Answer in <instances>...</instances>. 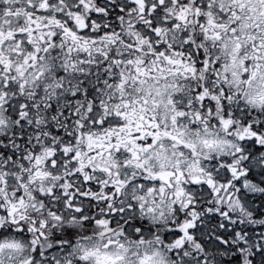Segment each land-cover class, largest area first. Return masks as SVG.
Instances as JSON below:
<instances>
[{"label": "snow or ice", "instance_id": "obj_1", "mask_svg": "<svg viewBox=\"0 0 264 264\" xmlns=\"http://www.w3.org/2000/svg\"><path fill=\"white\" fill-rule=\"evenodd\" d=\"M0 264H264V0H0Z\"/></svg>", "mask_w": 264, "mask_h": 264}]
</instances>
